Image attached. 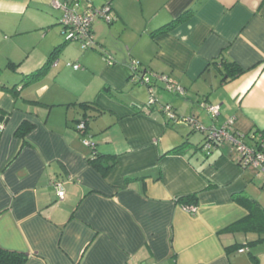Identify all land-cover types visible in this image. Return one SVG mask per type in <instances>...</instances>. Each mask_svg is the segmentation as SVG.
Here are the masks:
<instances>
[{"label":"crops","instance_id":"obj_1","mask_svg":"<svg viewBox=\"0 0 264 264\" xmlns=\"http://www.w3.org/2000/svg\"><path fill=\"white\" fill-rule=\"evenodd\" d=\"M64 1L78 11L109 3L118 19L96 18L95 42L82 49L62 37ZM56 47L57 64L46 66ZM223 57L246 71L223 81ZM134 60L185 88H157L178 116L206 128L234 118L229 130L264 139V0H0V247L27 253L25 264H264V230L230 227L249 214L235 195L264 208V173L242 167L232 146L205 151L208 129L147 108ZM81 102H92L89 139L115 155L107 175L75 128ZM202 102L220 104V114ZM25 121L34 127L23 138ZM186 141L184 153L168 152ZM191 193L195 214L177 202Z\"/></svg>","mask_w":264,"mask_h":264},{"label":"built area","instance_id":"obj_2","mask_svg":"<svg viewBox=\"0 0 264 264\" xmlns=\"http://www.w3.org/2000/svg\"><path fill=\"white\" fill-rule=\"evenodd\" d=\"M62 8L63 13L59 19L62 26V32L66 35L65 39L67 41H78L82 43L84 48H89L94 43V34L92 31L93 22L97 17H102L108 22L115 21L118 17L114 13L112 5L106 3L102 6H89L81 11H78L73 6L69 5L68 1L59 3L58 5ZM106 60L113 62L112 58L106 57ZM58 60L56 59L53 63L56 65ZM68 65L74 68H79V63L68 62ZM132 66L137 73V76L141 82L145 83L151 97L148 101L147 108H158L166 114L170 120L179 121L181 120L177 113L173 110L171 104L161 103L159 97L157 96V88L160 84L171 93L184 95L185 88L168 74H158V73H147L140 72L138 67V62L133 61ZM202 106L208 111L212 118H216L221 111L220 104H211L208 102H202ZM183 120L187 121L196 130L205 131L208 129L207 137L203 143V149L208 153L211 152L218 144L224 140L231 142L233 149L239 154L238 161L242 167H256L264 173V139L262 138L258 142H253L256 140L254 134L247 135L242 131L236 130L231 131L228 129L227 124H232L234 118H230L227 124L222 126H216L212 124L210 128H206L195 116L185 117ZM1 128L4 127L3 124L0 125ZM80 129L85 128L84 121L80 122L77 126ZM250 139V140H249ZM83 143L86 145H92L90 139H83ZM56 190L61 199L66 195V190L64 184L61 180L54 181ZM185 210L190 213H195L198 207L194 204L184 206ZM242 251L244 248L241 249Z\"/></svg>","mask_w":264,"mask_h":264},{"label":"trees","instance_id":"obj_3","mask_svg":"<svg viewBox=\"0 0 264 264\" xmlns=\"http://www.w3.org/2000/svg\"><path fill=\"white\" fill-rule=\"evenodd\" d=\"M192 14V10H187L184 12L182 15H180L177 19H174L173 21L161 26L160 28L156 29L153 34L157 35L160 33L167 32L174 28L179 22L187 19L190 17ZM93 31V29H92ZM94 34V33H93ZM67 41V40H66ZM68 42V41H67ZM95 42V38H94ZM94 44V43H93ZM92 44V46H93ZM91 46V47H92ZM60 47H56L55 50L52 52V55L50 56L46 66H48L50 63L52 64L57 58H56V52L59 51ZM104 56L111 58L109 54H104ZM113 60V59H112ZM114 62V60H113ZM222 63L224 67L222 68V72L224 73V78L223 81H229L232 80L241 74H243L246 69L241 67L239 64H237L234 61L228 60L227 58L223 57L222 58ZM14 69L17 67V64H10ZM44 67V70L46 68ZM37 75V73L32 74V76ZM39 76V75H37ZM108 91L109 94L113 95L111 90H106ZM79 105L82 107L84 110V116L77 119L75 128L77 132L79 133L81 140L87 138L89 139V127H88V116L86 113V110L88 107L92 105V102H81ZM138 109L137 107H135ZM154 108V107H152ZM139 109H142V107H139ZM138 109V110H139ZM151 109V108H149ZM84 121L85 123V128L80 129L78 128V124L80 122ZM34 125L28 121H25L21 124V126L18 129V135L22 136L23 138L32 130ZM207 137V135H206ZM205 137V139H206ZM92 145H89L91 148V153L88 156L89 162L97 168L102 174L107 175L110 170L114 167L116 164V159L115 155H108V154H102L97 147V143L93 142ZM189 147V142H183L182 144L172 148L169 150V153H176V154H182L184 153ZM212 151V150H211ZM210 153V152H209ZM114 157V158H113ZM235 199L240 202L243 206H245L249 210V214L245 217L237 221L236 223L232 224L230 227L234 229H246V230H257L261 231L264 230V208L261 207L259 202L256 200L250 199L245 193H240L235 195ZM177 202L184 206L188 205H196L198 207V202H199V195L197 193H191V194H186L183 196H180L177 198ZM196 213V212H195ZM192 213V214H195ZM253 256V255H252ZM254 261L256 263H259V260L256 256H253ZM28 259L27 253L20 252V251H15V250H9L3 247H0V264H25Z\"/></svg>","mask_w":264,"mask_h":264},{"label":"rangeland","instance_id":"obj_4","mask_svg":"<svg viewBox=\"0 0 264 264\" xmlns=\"http://www.w3.org/2000/svg\"><path fill=\"white\" fill-rule=\"evenodd\" d=\"M116 14V13H115ZM118 17V16H117ZM97 18H102V17H97ZM105 22H107L108 24H111L110 22H108L106 19H104V18H102ZM118 19V18H117ZM116 19V20H117ZM115 20V21H116ZM114 22V21H113ZM60 24V23H59ZM60 26V28H62V26H61V24L59 25ZM62 31V30H61ZM66 35L64 34V33H62V37L64 38V40H65V37ZM68 43L69 44H74V45H78V46H80V48H82V49H85L84 47H83V45H82V43H80V42H78V41H68ZM133 85H134V87H136V86H143L142 84H140V83H132ZM147 88V87H146ZM147 90H148V100L147 101H149V99H150V97H151V93L149 92V88H147ZM160 99V98H159ZM165 103V102H164ZM179 117H181L180 119L181 120H179V122H187V121H185V120H183V118H184V116H180L179 115ZM185 117H190V115H186ZM193 132V131H192ZM221 145L223 146V148H227V149H231L232 147V144H231V142L230 141H228V140H224V141H222L221 142ZM235 152V151H234ZM254 233L253 232H250L249 233V235L250 236H252ZM256 235H257V233H256ZM252 249V248H251ZM245 250V249H244ZM262 249H258V253H259V251H261ZM239 252H245L244 254H245V256L249 259V261H251V262H254L253 260H254V258H253V256L251 255V253H249V251L246 249L245 251H242L241 249L239 250ZM238 254V253H237ZM241 253H239L238 255H240ZM261 256L263 257V259H264V253H262L261 254ZM260 255H259V257H261ZM263 262H264V260H263ZM262 262V263H263Z\"/></svg>","mask_w":264,"mask_h":264}]
</instances>
